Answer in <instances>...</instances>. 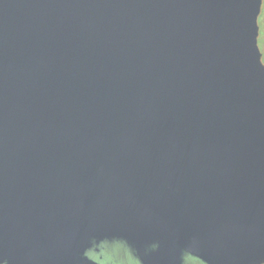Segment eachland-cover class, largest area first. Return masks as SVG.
<instances>
[{
    "label": "water",
    "instance_id": "water-1",
    "mask_svg": "<svg viewBox=\"0 0 264 264\" xmlns=\"http://www.w3.org/2000/svg\"><path fill=\"white\" fill-rule=\"evenodd\" d=\"M263 0H0V264H264Z\"/></svg>",
    "mask_w": 264,
    "mask_h": 264
},
{
    "label": "flooded vegetation",
    "instance_id": "flooded-vegetation-1",
    "mask_svg": "<svg viewBox=\"0 0 264 264\" xmlns=\"http://www.w3.org/2000/svg\"><path fill=\"white\" fill-rule=\"evenodd\" d=\"M260 16H264V0ZM88 256L99 264H141L135 255V251L124 241H105L99 245H94V247L88 251ZM183 264L206 263L192 255L185 254L183 257Z\"/></svg>",
    "mask_w": 264,
    "mask_h": 264
},
{
    "label": "rangeland",
    "instance_id": "rangeland-1",
    "mask_svg": "<svg viewBox=\"0 0 264 264\" xmlns=\"http://www.w3.org/2000/svg\"><path fill=\"white\" fill-rule=\"evenodd\" d=\"M261 17V16H260ZM259 25H260V39H261V49H262V52H264V16L261 17V19L259 20ZM260 45V44H259ZM263 61H264V58H263Z\"/></svg>",
    "mask_w": 264,
    "mask_h": 264
},
{
    "label": "trees",
    "instance_id": "trees-1",
    "mask_svg": "<svg viewBox=\"0 0 264 264\" xmlns=\"http://www.w3.org/2000/svg\"><path fill=\"white\" fill-rule=\"evenodd\" d=\"M263 40H264V39H263ZM259 42H260L259 44H260V46H261V43H262V42H261V39H260V41H259ZM261 50H262V49H261Z\"/></svg>",
    "mask_w": 264,
    "mask_h": 264
}]
</instances>
